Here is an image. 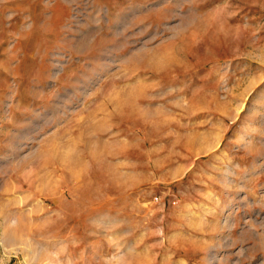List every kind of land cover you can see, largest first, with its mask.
Here are the masks:
<instances>
[{
    "label": "rangeland",
    "instance_id": "374dc122",
    "mask_svg": "<svg viewBox=\"0 0 264 264\" xmlns=\"http://www.w3.org/2000/svg\"><path fill=\"white\" fill-rule=\"evenodd\" d=\"M0 264H264V0H0Z\"/></svg>",
    "mask_w": 264,
    "mask_h": 264
}]
</instances>
